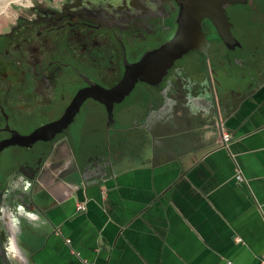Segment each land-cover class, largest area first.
Segmentation results:
<instances>
[{
    "label": "flooded vegetation",
    "instance_id": "af4514ba",
    "mask_svg": "<svg viewBox=\"0 0 264 264\" xmlns=\"http://www.w3.org/2000/svg\"><path fill=\"white\" fill-rule=\"evenodd\" d=\"M263 78L264 0H30L0 26V205L25 195L10 179L39 168L48 192L46 176L77 174L97 143L117 137L116 154L129 151L125 124L140 136L141 110L151 119Z\"/></svg>",
    "mask_w": 264,
    "mask_h": 264
},
{
    "label": "crops",
    "instance_id": "0c3cea01",
    "mask_svg": "<svg viewBox=\"0 0 264 264\" xmlns=\"http://www.w3.org/2000/svg\"><path fill=\"white\" fill-rule=\"evenodd\" d=\"M224 93L217 102L230 142L201 128L212 104H165L151 119L138 112L142 136L125 124L126 153L116 154L117 137L102 142L115 166L101 183L88 178L86 156L58 185L56 172L47 175L43 223L25 222L17 237L25 264H264V78ZM69 149L62 164L71 165Z\"/></svg>",
    "mask_w": 264,
    "mask_h": 264
},
{
    "label": "water",
    "instance_id": "95a60500",
    "mask_svg": "<svg viewBox=\"0 0 264 264\" xmlns=\"http://www.w3.org/2000/svg\"><path fill=\"white\" fill-rule=\"evenodd\" d=\"M216 1H220V0H216ZM225 1H229V2H234L237 0H225ZM236 38H234L233 36H231V42L235 41ZM197 101V99L195 100ZM213 101V100H212ZM210 100V98H206V97H200L198 99L197 102H201L203 104H205L206 108H208L210 106V104H212V107L214 108L212 110L206 109V113H205V120L202 122L201 124V128L206 130H210V129H215V127L218 129V131H220V134H222L224 131H222V120H221V116H220V110H219V106H218V102L217 99L215 101L212 102ZM190 102V101H187ZM187 102H181L182 105L187 104ZM194 102V101H191ZM162 107H165V105H162ZM145 118H147L149 116V114L143 113L142 114ZM218 122V123H217ZM142 136V134H141ZM96 148L99 149L98 152L95 153V155L93 156H89L86 157L87 161H88V171H89V175L88 178H90L91 182H93L94 184L96 183H101L102 181H104L107 178V175L114 169L115 163H114V154H113V150L112 148H110V145H101L99 143L96 144ZM41 169H37L35 174L30 178L32 181V187L31 190L25 194L23 196V194L21 196H16L14 197V195L10 194V198L7 201V205L10 207H14L15 203L17 201L23 203L25 205V203H31L33 204V206H35V208H37V210L39 209L38 207H40V192L38 193L36 190V187L39 184V178H40V173ZM24 176L26 178H28L25 174ZM28 196L29 201H26V197ZM26 207V206H25ZM27 208V207H26ZM28 209V208H27ZM29 210V209H28ZM39 211V210H38ZM25 219L21 218V231L20 234L18 235L21 236L22 235V228L24 227V223H25ZM26 223H28V225L30 226V228H33L32 225L27 221ZM18 239V238H17ZM3 262L4 264H8V261L6 259V257L3 258Z\"/></svg>",
    "mask_w": 264,
    "mask_h": 264
},
{
    "label": "clouds",
    "instance_id": "9594fccd",
    "mask_svg": "<svg viewBox=\"0 0 264 264\" xmlns=\"http://www.w3.org/2000/svg\"><path fill=\"white\" fill-rule=\"evenodd\" d=\"M9 184L10 190H20L24 194H27L32 187L31 181L23 175L16 181L10 179ZM8 194V192L4 193L5 199ZM21 218L27 220L34 228L43 223L39 213L28 210L19 201L14 207L7 204L0 205V232L4 234V239L0 241V249L3 250L8 264H25L26 257L17 239L21 231Z\"/></svg>",
    "mask_w": 264,
    "mask_h": 264
},
{
    "label": "rangeland",
    "instance_id": "374dc122",
    "mask_svg": "<svg viewBox=\"0 0 264 264\" xmlns=\"http://www.w3.org/2000/svg\"><path fill=\"white\" fill-rule=\"evenodd\" d=\"M30 0H2L0 1V26L4 27L12 16L17 14L22 4L29 3ZM4 8L6 10H4Z\"/></svg>",
    "mask_w": 264,
    "mask_h": 264
},
{
    "label": "built area",
    "instance_id": "2783aa9c",
    "mask_svg": "<svg viewBox=\"0 0 264 264\" xmlns=\"http://www.w3.org/2000/svg\"><path fill=\"white\" fill-rule=\"evenodd\" d=\"M232 139H233V137H232V135H231L230 133H227V132H224V133H223V136H222V141H223V143H224V142H225V143L230 142ZM237 178H238V180H239V179L242 180V179H243V174L239 172V174L237 175ZM76 207L78 208V210H82V209L85 208L83 202H79V203L77 204ZM56 232H57L58 234H60V235H61V233H62V232H61V229H60L59 227L56 228ZM65 241H66L67 245H69V244L72 243V239H71V238H66ZM85 263H86V264H93V263L88 262V261H86V260H85Z\"/></svg>",
    "mask_w": 264,
    "mask_h": 264
},
{
    "label": "bare ground",
    "instance_id": "6f19581e",
    "mask_svg": "<svg viewBox=\"0 0 264 264\" xmlns=\"http://www.w3.org/2000/svg\"><path fill=\"white\" fill-rule=\"evenodd\" d=\"M0 1H2V0H0ZM4 10H6V9L4 8Z\"/></svg>",
    "mask_w": 264,
    "mask_h": 264
}]
</instances>
